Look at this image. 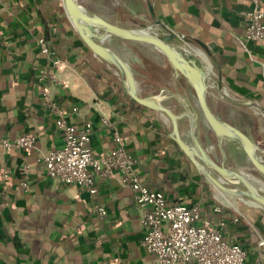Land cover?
Wrapping results in <instances>:
<instances>
[{"label":"crops","instance_id":"0c3cea01","mask_svg":"<svg viewBox=\"0 0 264 264\" xmlns=\"http://www.w3.org/2000/svg\"><path fill=\"white\" fill-rule=\"evenodd\" d=\"M60 1L0 0V171H9L5 179L0 178V204L8 200L0 206V264H150L154 256L141 245L146 228L140 212L131 190L121 186L117 177L98 180L95 194L44 177L40 154L60 147L62 137L56 116L46 109L43 86L49 88L68 122L91 123L90 143L96 154L107 155L114 146L107 118L119 128L141 179L164 188L170 202L198 204L203 213L215 203L231 209L215 199L208 180L210 195L201 188L198 170L180 171L187 180L168 178L166 173L179 163L184 167V161L178 156L168 161L157 158L153 149L162 142L155 143L153 114L116 104L117 89H110L105 77L97 79L96 74L104 76L107 69L121 86L122 78L85 46ZM132 2L145 5L150 20H159L190 40L187 47L206 66L208 97L224 98L233 107L254 103L264 114V37L247 46L240 41L250 0ZM260 3L264 7V0ZM40 37L57 50V66L40 51ZM146 59L150 65L161 63L152 56ZM136 65H130L135 79ZM41 68L49 73L43 83L36 78ZM186 96L192 101L188 92ZM22 134H32L35 147H2L1 140ZM23 164L29 168L28 188L19 186ZM93 201L104 208L103 215L94 206L92 210ZM238 207L240 218L257 237L247 252L249 259L258 258L264 264V208L244 201Z\"/></svg>","mask_w":264,"mask_h":264},{"label":"built area","instance_id":"2783aa9c","mask_svg":"<svg viewBox=\"0 0 264 264\" xmlns=\"http://www.w3.org/2000/svg\"><path fill=\"white\" fill-rule=\"evenodd\" d=\"M250 4V9L244 15L246 26L240 38L245 46L264 37V7L260 0H250ZM37 43L40 51L49 55L42 37L38 38ZM51 64L57 66L59 60H52ZM48 74L46 69L41 68L38 81L43 83ZM41 94L47 109L56 116L55 123L62 137L60 147L40 154L44 177L65 185H77L90 194L97 192L98 180L117 177L121 186L131 190L140 212L146 228L141 245L154 256L150 264H261L258 258L249 259L239 244L226 237V214L204 218L198 204L168 203L161 192L146 186L136 170L135 158L126 151L120 132L109 119L104 118V121L112 129L114 146L109 154L98 155L90 143L91 123L78 125L68 122L64 110L53 101L49 88L43 86ZM1 145L6 150L30 149L35 147V137L22 134L14 139L5 138L1 140ZM8 172L2 169L0 178L5 179ZM28 172L27 164L19 169L23 178L22 188L28 187ZM6 204L8 200H4L0 206ZM94 208L99 215L105 213L98 204Z\"/></svg>","mask_w":264,"mask_h":264},{"label":"water","instance_id":"95a60500","mask_svg":"<svg viewBox=\"0 0 264 264\" xmlns=\"http://www.w3.org/2000/svg\"><path fill=\"white\" fill-rule=\"evenodd\" d=\"M61 1L66 15L84 44L97 58L114 67L121 74L122 88L135 102L160 112L169 119L171 123L169 137L178 144L185 156L199 172L205 175L213 187L233 197H246L257 203L256 205L264 208V193L243 173L234 171L223 163H217L210 156L208 149L199 141L196 134L197 117L194 111V102L190 101L187 96L164 87L160 89L159 93L142 95L129 64L116 51L103 43L109 35H114L151 45L161 52L168 60L175 75H181L192 88L200 113L214 133L219 149L221 150L220 143L222 140L238 142L253 168L264 176V161L258 154V152L264 154V150L241 129L218 117L210 107L207 99L206 66L200 62L199 55L193 50L189 51L172 43L177 40L187 45L190 40L173 32L159 20H154V24L161 27L168 34L167 36L149 33V26L144 27L147 30H144V28L129 29L120 27L86 10L76 0ZM149 10L152 12L150 6ZM163 92L166 94L164 95ZM167 95L173 96L182 106L180 113L173 111L162 103ZM226 98L235 104H241L233 98ZM252 105L256 104L252 103ZM182 117H186L188 120L191 144L187 143L180 133L179 120ZM211 170L219 176L212 174ZM225 180L231 183H239L244 188H231L225 184Z\"/></svg>","mask_w":264,"mask_h":264},{"label":"rangeland","instance_id":"374dc122","mask_svg":"<svg viewBox=\"0 0 264 264\" xmlns=\"http://www.w3.org/2000/svg\"><path fill=\"white\" fill-rule=\"evenodd\" d=\"M76 1L86 10L99 15L107 21L120 27L129 29H142L146 26H149L148 32L151 34L158 36L168 35L161 27L155 25L154 21L148 18L145 11V5L143 4L137 5L136 3L132 2V0ZM103 43L112 50L116 51V53H118V55H120V57H122V59L129 64V66L137 64L135 67L136 83L142 95L159 93L160 89L163 87L168 88L173 92H177L183 96H186L188 92L195 104L194 111L197 117L196 134L201 144L208 149L210 156L217 163H223L226 167L243 173L249 179H258L264 183V176L253 168L248 157L238 142L222 140L220 143L221 150L219 149L214 133L200 113L193 95L192 88L181 75H175L168 60L161 52L151 45L116 37L114 35H109L106 39H104ZM172 43L179 47L185 48L186 50H191L182 41L176 40ZM148 56L158 59L161 62L160 65H150L152 64L151 61L146 59ZM138 64H140L142 67H139ZM110 68L116 71L113 67L110 66ZM116 76H118L120 79L122 78L121 74L118 72ZM175 84H177L179 88L181 85L182 89L177 90L178 88L175 86ZM163 94L165 95L166 93L163 92ZM207 99L208 102H213L212 109L218 117L241 129L261 149L264 150V114L259 108H257L255 105L249 107H233L227 103L224 98H215L214 101V98L207 96ZM162 103L177 113L182 111V106L176 102L173 96L167 95L162 100ZM154 116L156 122L161 125V127H163L166 133H169L171 130V123L169 119L165 115L156 111H154ZM179 125L182 137L187 143L191 144L187 118L182 117L179 120ZM258 154L264 161L263 153L258 152ZM190 166L193 170H197L193 164ZM211 172L215 176H219L215 171L211 170ZM206 180L208 179L206 178ZM225 184L231 188H244L239 183H231L226 180ZM255 186L258 187L256 184ZM216 189V187L213 188L215 199L218 202L227 205L231 210L237 211L239 217H243V214L238 212V205H241L242 201L251 204L255 203L246 197L238 198L228 194L227 195L229 197L226 195L228 201H223L216 197ZM258 189L264 193V185L259 186ZM223 193L226 194L225 192ZM256 204L257 203H255V205Z\"/></svg>","mask_w":264,"mask_h":264},{"label":"trees","instance_id":"16d2710c","mask_svg":"<svg viewBox=\"0 0 264 264\" xmlns=\"http://www.w3.org/2000/svg\"><path fill=\"white\" fill-rule=\"evenodd\" d=\"M57 1H59V0H57ZM250 6H251V4H250ZM249 9H250V7H249ZM58 11L61 12L62 17H66V15H65V13H64V11L62 9L61 10L58 9ZM244 15H243V19H244ZM244 23H245V26H246L245 19H244ZM42 38L44 39L46 45L48 46L49 55H47V56L49 57L50 62L52 60L58 59L59 57H58V54H57V50L50 45V42L45 37H42ZM38 72L39 71H37V73H36L37 80H38ZM103 73H104V76H102L101 74H96V78L99 79L101 77H105V80H106L105 84L108 85V87L110 89H112V87H115L117 89V92H118L119 95H118V100H117L116 104H118V105L129 104L131 107L140 110V112H151L153 114V116H151V120L150 121L152 122V127L156 128V132H155V143L157 141H161L162 142L161 145H158L157 146V144H156V147L153 149L154 150V153L155 154H159V156H157L158 159L163 158L166 161H168L169 159H172L173 157H176V156H178L179 159L181 158L184 161L185 166L183 167L179 163V164L176 165V170H174V168H172V170H170L169 172H167L166 175L168 176V178L175 177V179L178 178L179 180L180 179L187 180L188 178L187 179H186V177H183L182 178L181 177V174H179V173H181L180 171H183V170L188 171L191 168L190 165H192V163L185 156V154L180 149V147L178 146V144L172 138L169 137L168 133L165 132V130L163 129V127H161V125L157 124V122L155 120V116H154V110H151V109H149L147 107L141 106L140 104H138L137 102H135L124 91V89L122 88L120 82L118 83L115 80V78L112 75L111 71L105 69L103 71ZM46 109H47V107H46ZM112 124L120 132V130L116 126V124H114L113 122H112ZM109 129H110V132L112 134V129L110 127H109ZM120 135L122 136L121 132H120ZM123 141H124V139H123ZM124 147H125V144H124ZM125 149H126V147H125ZM126 151L129 152L127 149H126ZM160 152H163V153L160 154ZM43 174H44V171H43ZM175 175H177V176H175ZM18 176H19V179H18L19 180V186H21V181H22L23 178L20 175V173L18 174ZM28 180L29 179L27 178V181ZM142 181L149 188H152V189H155V190L161 192L164 195L166 201L168 203H172V202H170L168 200L167 192H166V190L164 188H162L161 186H158V185H150L149 183L145 182L144 180H142ZM199 182L201 184V188L207 190V193L210 195V189L208 188L209 187V183L206 181V178H205L204 174H202V173L199 175ZM60 184L61 185H65L63 183H60ZM28 187H29V181H28ZM95 203L96 202L93 201L92 210H93V206H94ZM181 203H186V202H181ZM216 208H218V210ZM222 213H228V214H226V218H224L225 219V228H224V231H225L226 237L228 239L233 240L237 244H239L246 252L249 253V250H251L250 249L251 246H253L256 243L257 237H256V235L254 233L249 232L248 225H246V223L239 216H237L236 214H234L228 208L221 207L218 203L217 204L215 203V205H213L211 207V210L209 212L208 211H205L204 213L201 212V216L204 217V218H216V217H220ZM235 218H236V220H234ZM235 236H239V238H235ZM250 256H249V258H252Z\"/></svg>","mask_w":264,"mask_h":264},{"label":"bare ground","instance_id":"6f19581e","mask_svg":"<svg viewBox=\"0 0 264 264\" xmlns=\"http://www.w3.org/2000/svg\"><path fill=\"white\" fill-rule=\"evenodd\" d=\"M144 30H147L146 28H144ZM254 184H256L258 187L259 186H262V185H264V183L262 182V181H260V180H258V179H250ZM257 187V188H258ZM215 195H216V197L217 198H219V199H221V200H223V201H228L227 200V197H226V195L227 194H224L223 192H221L219 189H216V191H215ZM228 196V195H227ZM229 197V196H228ZM227 203V202H226Z\"/></svg>","mask_w":264,"mask_h":264}]
</instances>
